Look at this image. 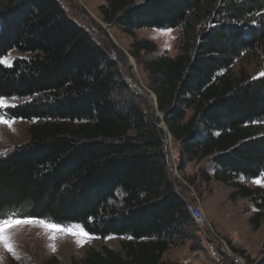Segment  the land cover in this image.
<instances>
[{
    "label": "trees",
    "instance_id": "obj_1",
    "mask_svg": "<svg viewBox=\"0 0 264 264\" xmlns=\"http://www.w3.org/2000/svg\"><path fill=\"white\" fill-rule=\"evenodd\" d=\"M99 10L132 37L129 53L148 72L155 108L143 106L123 60L64 0H0V60L19 54L0 63V97L17 101L9 117L29 122L27 141L0 155V219L80 223L92 235L121 238L120 248H91L73 264H167L177 242L203 249L188 210L198 200L182 179L195 189L199 181L230 186L232 199L254 204L249 222L258 229L264 188L243 180L264 174V76L233 67L264 61V0H107ZM149 28L178 29L179 52L142 60L158 50L138 37ZM191 163L200 165L197 176L184 173ZM45 264L63 262L51 256Z\"/></svg>",
    "mask_w": 264,
    "mask_h": 264
},
{
    "label": "rangeland",
    "instance_id": "obj_2",
    "mask_svg": "<svg viewBox=\"0 0 264 264\" xmlns=\"http://www.w3.org/2000/svg\"><path fill=\"white\" fill-rule=\"evenodd\" d=\"M64 2L72 16L76 17L83 26L90 28L104 44L109 45L114 58L120 57L123 60L121 65L124 75L133 78L134 83L140 87L141 90L131 86L142 97L143 106L146 108L149 105L150 109L155 108V96L149 86L148 72L141 61L129 53L132 37L103 20L99 7L106 4L107 0H64ZM159 30L161 29L149 28L137 31L139 38H148L158 46L156 53H144L142 60H147L154 54L166 53L169 56H175L179 52L181 43L179 30L171 29L170 32ZM17 57L19 54L12 52L1 60L5 61L4 64L11 65ZM242 68L249 76L257 78L264 73V61L257 59L243 64L237 62L233 71L237 74ZM6 102L11 105L17 104L15 99H7ZM8 108H0V116L14 120V123L0 124V155L14 150L28 139L29 122L9 117ZM166 134L171 161L177 163L179 160L178 146L172 137ZM199 166V164L191 163L184 173L191 177L197 176ZM174 171L177 174L173 173V175L179 180L182 173L178 170ZM257 179H260L261 183H257ZM243 183L249 187L264 188V174L256 179L243 180ZM184 186L187 188L185 193L188 198L197 199L200 202L203 211L210 219V226L203 230L195 225V230L193 229L196 236L204 239L202 250L191 249V240L177 242L163 256L167 264H253V261L264 255V221L258 229L252 227L249 220L256 208L249 199L240 197L232 199L233 189L216 181L209 184L199 181L196 190L194 185L181 179V187ZM47 222L53 223L52 221ZM59 225L74 229L83 227L80 223ZM10 235L15 246V255L0 245V264H9L12 258L18 260L20 264H45V260L51 256H57L63 264H73V259L80 260L91 248L99 249L103 244H107L118 249L121 241V238L117 236L102 238L92 235L91 239L80 244L81 237L66 232L52 233L39 223L14 227L10 230ZM52 235L56 236L55 240L51 239ZM209 236H213L212 240L216 241L215 254L209 251L207 241L205 243V239ZM53 245L55 250H53ZM233 248L239 251H234ZM219 251L226 252V255L219 254Z\"/></svg>",
    "mask_w": 264,
    "mask_h": 264
},
{
    "label": "snow or ice",
    "instance_id": "obj_3",
    "mask_svg": "<svg viewBox=\"0 0 264 264\" xmlns=\"http://www.w3.org/2000/svg\"><path fill=\"white\" fill-rule=\"evenodd\" d=\"M159 31L170 32L171 29H167V30L161 29ZM4 62L5 61L0 60V63H4ZM261 75L264 76V73H261ZM14 106L15 105L8 104L6 102L5 97H0V108L14 107ZM12 123H14V120H9L0 116V124L10 125ZM256 182L261 183V180L257 179ZM35 223L41 224L44 228L50 230L52 233L66 232L73 236H79L81 237L79 241L80 244H83L86 242L87 239L92 238V234L89 233L87 230H85L82 226H80L79 229H74L70 227L66 228L63 225L49 223L46 220H43L38 217H21V216L12 215L9 216L8 218L0 219V245H2L9 253L15 255V246L12 242L10 230L22 224H35ZM51 239L55 240L56 236L52 235ZM53 250H55L54 245H53Z\"/></svg>",
    "mask_w": 264,
    "mask_h": 264
},
{
    "label": "built area",
    "instance_id": "obj_4",
    "mask_svg": "<svg viewBox=\"0 0 264 264\" xmlns=\"http://www.w3.org/2000/svg\"><path fill=\"white\" fill-rule=\"evenodd\" d=\"M188 210L191 214L192 219L194 220V222L196 223L198 227H200L203 230L208 229V227L210 226V221H209L210 219L203 211L199 201L189 202ZM212 238L213 236H209V239L207 238L206 241H207V246H208L209 251L215 254L217 250V248H215L216 241L212 240Z\"/></svg>",
    "mask_w": 264,
    "mask_h": 264
},
{
    "label": "water",
    "instance_id": "obj_5",
    "mask_svg": "<svg viewBox=\"0 0 264 264\" xmlns=\"http://www.w3.org/2000/svg\"><path fill=\"white\" fill-rule=\"evenodd\" d=\"M124 77H125V79H126L128 82H130V84H131V86H132L133 88H138L139 90H141L140 87H139L136 83H134L133 78L128 77V76H125V75H124ZM154 96H155V95H154ZM154 98H155V101H156V97H154ZM157 113H158L159 116H163V114H161L159 111H157ZM160 127L163 128V129L165 130L166 133L169 132L168 127L166 126L165 122L161 123V124H160ZM174 174H177V173L174 171Z\"/></svg>",
    "mask_w": 264,
    "mask_h": 264
}]
</instances>
